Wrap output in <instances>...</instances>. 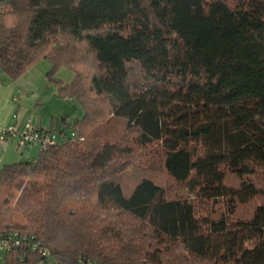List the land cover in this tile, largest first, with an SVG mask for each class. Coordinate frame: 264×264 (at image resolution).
I'll list each match as a JSON object with an SVG mask.
<instances>
[{
	"label": "trees",
	"instance_id": "16d2710c",
	"mask_svg": "<svg viewBox=\"0 0 264 264\" xmlns=\"http://www.w3.org/2000/svg\"><path fill=\"white\" fill-rule=\"evenodd\" d=\"M41 58L83 114L70 132L45 128L58 139L34 159L0 167L2 264H162L172 247L264 264V0H0L3 72ZM61 64L70 82L54 76ZM94 98L120 128L95 124ZM137 147L194 193L125 183Z\"/></svg>",
	"mask_w": 264,
	"mask_h": 264
},
{
	"label": "rangeland",
	"instance_id": "374dc122",
	"mask_svg": "<svg viewBox=\"0 0 264 264\" xmlns=\"http://www.w3.org/2000/svg\"><path fill=\"white\" fill-rule=\"evenodd\" d=\"M50 68L49 62L41 58L37 60L34 64L30 66V72H27L22 79L24 86L28 90V96H30L28 103H30L29 108L35 113L36 118L43 126L46 125L47 129H53L58 131L60 126H64L67 132L71 131L70 124H73L75 120L82 116L83 109L81 104L76 99H68L62 95H59L57 89L55 88L53 82L49 81L46 77V71ZM54 76L63 80V82H70L73 79L74 73L73 69L65 64H61L54 71ZM90 103H95V108L98 111L96 114L97 118L95 124L98 121H102L108 117L107 105L104 100L100 98H94L89 100ZM105 120H103L104 122ZM94 125V124H93ZM91 126V124H89ZM88 127L82 128L84 130V140L87 142L90 129ZM103 128L115 129L121 127V122L119 121H108L103 123ZM53 127V128H52ZM92 127V126H91ZM88 128V129H86ZM101 132V131H100ZM87 133V134H86ZM33 146V156L36 157L38 154V146L35 143H28ZM135 153L131 159V164L128 166L127 176H125V183H131L129 179H138L142 175H149L153 177L157 182L162 184L168 190L169 194H193L194 192L190 189L184 187L183 184L173 180L164 170L157 157L154 156L153 160L150 156L153 151L148 148L137 147L134 149ZM31 157L30 159H32ZM151 161V162H150ZM149 162V163H148ZM148 163V164H146ZM151 163V164H150ZM138 164V165H137ZM137 165V166H135ZM259 177H264V172L259 173ZM234 179L232 178L231 181ZM260 184L264 185V181L260 180ZM259 200V199H258ZM197 204V209L200 212L209 211L213 215L218 214L225 207L222 204H215L214 206H209V202L202 199H195ZM257 201V200H256ZM253 202L247 204H237L236 213L239 215H246L252 208ZM184 252L179 247H172L171 251L162 254L163 261L162 264H217L212 260H202L195 257L189 256L187 259L182 258ZM3 262V253L0 252V264ZM38 264H55L52 259H48L46 262L42 261Z\"/></svg>",
	"mask_w": 264,
	"mask_h": 264
},
{
	"label": "crops",
	"instance_id": "0c3cea01",
	"mask_svg": "<svg viewBox=\"0 0 264 264\" xmlns=\"http://www.w3.org/2000/svg\"><path fill=\"white\" fill-rule=\"evenodd\" d=\"M27 72H30V67L19 77L11 79L3 72L0 65V126L29 120L38 127L48 128L46 125L40 126L42 125L39 122L41 120L36 118L35 113L29 108L30 103H28V100L30 96H28V90L21 86L24 83L22 79ZM31 157H33L32 159L35 158L32 145H17L13 138L3 139L0 137V167L5 163L30 159Z\"/></svg>",
	"mask_w": 264,
	"mask_h": 264
},
{
	"label": "built area",
	"instance_id": "2783aa9c",
	"mask_svg": "<svg viewBox=\"0 0 264 264\" xmlns=\"http://www.w3.org/2000/svg\"><path fill=\"white\" fill-rule=\"evenodd\" d=\"M0 137L3 139L13 138L17 145L35 143L40 146L54 143L58 139L56 132L38 127L29 120H22L0 126ZM72 137H74V133H72ZM9 245V241L0 235V251H5ZM44 253L46 252L44 251Z\"/></svg>",
	"mask_w": 264,
	"mask_h": 264
}]
</instances>
